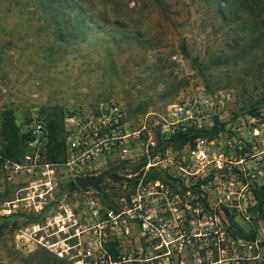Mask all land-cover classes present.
Here are the masks:
<instances>
[{"label": "built area", "instance_id": "obj_1", "mask_svg": "<svg viewBox=\"0 0 264 264\" xmlns=\"http://www.w3.org/2000/svg\"><path fill=\"white\" fill-rule=\"evenodd\" d=\"M219 115L208 95H183L162 113L131 114L116 101L65 119V161L38 153L3 159L25 185L0 215L38 222L19 228L18 244H33L71 264H252L263 259L264 238L254 234L256 191L264 187V124L228 121L217 138L178 137L209 132ZM25 134L45 139L43 117ZM35 142L29 146L35 148ZM120 164L122 193L103 200L94 190L67 191L66 180L93 177ZM46 212V213H45ZM248 235V236H247ZM247 236V237H246ZM18 247V246H17Z\"/></svg>", "mask_w": 264, "mask_h": 264}, {"label": "rangeland", "instance_id": "obj_2", "mask_svg": "<svg viewBox=\"0 0 264 264\" xmlns=\"http://www.w3.org/2000/svg\"><path fill=\"white\" fill-rule=\"evenodd\" d=\"M60 1L0 0V116L10 111L21 132L28 120L45 121L57 107L66 116L112 100L145 115L197 94L218 104L212 137L238 118L249 127L264 124V25L255 24V16L240 14L232 36L216 0H76L80 10L57 15ZM46 145L35 142L32 154L44 158ZM5 165L0 163V208L25 185ZM58 177L62 187L67 171ZM104 188L109 198L122 193L110 182ZM29 217L5 219L0 264H41L45 257L71 264L30 243L16 246ZM254 234L264 238L258 201ZM252 264H264V254Z\"/></svg>", "mask_w": 264, "mask_h": 264}, {"label": "trees", "instance_id": "obj_3", "mask_svg": "<svg viewBox=\"0 0 264 264\" xmlns=\"http://www.w3.org/2000/svg\"><path fill=\"white\" fill-rule=\"evenodd\" d=\"M72 3H71V2ZM217 11L220 17L223 19V22L227 25L229 32L234 35H237L239 29L237 28L238 22L240 21V14H246L248 16H255L257 18L255 20V24L264 25V0H216ZM61 3V4H60ZM76 0H61L56 6L55 11L57 15L67 12L78 11L79 4H76ZM238 3L237 10L232 12L233 7ZM81 6L79 7V10ZM61 11V12H60ZM63 29L60 27V30ZM62 31V30H61ZM60 31V32H61ZM235 44H240L239 41L235 40ZM9 112V116H6V113H2L0 116V139H1V153L4 158L11 159L13 161H20L23 156L26 154H32L33 149L29 146V143L36 142V138L32 137L30 134H25L21 132V130L16 127L15 122L12 118L11 112ZM45 128L47 131L46 138L44 140L47 141L46 145V153L42 154V156L49 162L53 163H61L65 161V111L63 108L57 107L50 112L45 114ZM28 120L26 122L29 123ZM216 123L213 128L209 132H201V133H192L189 137H178L170 141L172 145H179L185 142H191L197 136H207L212 135L216 132H213V129L216 128ZM216 131V129H214ZM43 139L38 140L37 142L41 145L44 141ZM107 182L103 186V191L99 195L103 200L107 199V195L104 193L105 186ZM62 190L74 191L79 190L72 180H65L64 185L62 186ZM256 198L258 201V209L260 211L261 216L264 220V187L260 188L256 191ZM46 213V212H45ZM44 215V214H43ZM43 215L39 217H29L25 220L30 222L34 219L39 220L42 219ZM18 215L0 218V235L3 233L6 223H8L5 219L14 220ZM32 219V220H31ZM14 227L17 225L14 223ZM248 236V235H247ZM246 236V237H247ZM252 238L255 235H251ZM41 264H66L63 261H57L55 259H50L48 257L44 258V261Z\"/></svg>", "mask_w": 264, "mask_h": 264}, {"label": "water", "instance_id": "obj_4", "mask_svg": "<svg viewBox=\"0 0 264 264\" xmlns=\"http://www.w3.org/2000/svg\"><path fill=\"white\" fill-rule=\"evenodd\" d=\"M120 167V164L114 165L93 177H75L74 184L83 192H89L92 189L100 194L102 185L106 180L111 181L113 184L121 182V178L116 174Z\"/></svg>", "mask_w": 264, "mask_h": 264}]
</instances>
